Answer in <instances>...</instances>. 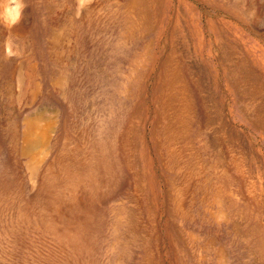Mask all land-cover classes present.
<instances>
[{
  "label": "rangeland",
  "instance_id": "rangeland-1",
  "mask_svg": "<svg viewBox=\"0 0 264 264\" xmlns=\"http://www.w3.org/2000/svg\"><path fill=\"white\" fill-rule=\"evenodd\" d=\"M131 1L18 0L15 19V0H0V264H264L259 134L231 106L253 153L239 149L241 140L230 147L242 182L227 165L229 186L220 194L215 158L208 164L198 142L190 147L176 132L169 142L161 123L164 102L173 91L183 93L187 80L203 81L196 98L208 96L212 116L226 106L217 42L264 63V0L240 7L229 0H152L146 15L128 10ZM188 65L197 67L193 74ZM177 73L182 81L172 88L167 80ZM37 116L51 130L34 175L23 149L27 119ZM210 129L215 139L217 124Z\"/></svg>",
  "mask_w": 264,
  "mask_h": 264
},
{
  "label": "bare ground",
  "instance_id": "bare-ground-1",
  "mask_svg": "<svg viewBox=\"0 0 264 264\" xmlns=\"http://www.w3.org/2000/svg\"><path fill=\"white\" fill-rule=\"evenodd\" d=\"M67 0H64V2ZM75 1V0H74ZM82 1V0H81ZM88 1V0H87ZM105 1V0H104ZM152 0H133L129 3V8L128 10L135 9V8H139L140 11L142 10L144 12V15H146V12L148 10V5L151 4ZM160 1V0H159ZM202 1V0H200ZM230 2L234 3V6H243L245 4V0H229ZM16 2V6L19 3L18 0H15ZM63 2V1H62ZM86 2V1H84ZM99 2V1H98ZM111 2V1H110ZM153 2V1H152ZM162 2V0H161ZM213 2V1H212ZM257 2V1H256ZM74 3V2H72ZM78 3V2H77ZM83 3V2H82ZM90 4V2H87ZM97 3V1H96ZM67 4V3H66ZM69 4V3H68ZM85 4V3H83ZM98 4V3H97ZM96 4V5H97ZM103 4V3H102ZM260 4V2H259ZM79 6V4H77ZM81 5V4H80ZM88 5V4H87ZM92 5V4H91ZM255 5V4H254ZM71 6V5H70ZM76 6V5H75ZM90 6V5H89ZM98 6V5H97ZM100 6V5H99ZM147 6V7H146ZM153 6V5H152ZM231 6V5H230ZM234 6H232V8H234ZM63 7V5H62ZM93 7V6H92ZM123 7V6H122ZM162 7V6H161ZM80 10H84L87 8L86 4L82 5ZM79 8H76L77 10H79ZM97 8V7H96ZM245 8V7H244ZM243 8V9H244ZM247 8V7H246ZM249 8V5H248ZM5 9V8H4ZM93 9V8H92ZM90 9V11L92 10ZM159 9V8H158ZM162 9V8H161ZM254 9V8H253ZM120 10V9H119ZM126 10V8H125ZM233 10V9H232ZM73 12V11H72ZM78 12V11H77ZM123 12V11H122ZM137 12V11H136ZM76 13V12H75ZM82 13V12H81ZM253 13V12H252ZM4 14V13H3ZM78 14V13H77ZM178 14V13H177ZM244 14V13H243ZM261 14V13H260ZM73 15H75L73 13ZM254 15V14H253ZM252 15V16H253ZM7 16V15H6ZM9 16V14H8ZM11 16V15H10ZM72 16V14H71ZM81 16V15H80ZM149 16V15H147ZM158 16V15H157ZM182 17V15H181ZM191 17V16H190ZM235 17V16H234ZM255 17V15H254ZM1 18V17H0ZM63 18V16L61 17ZM243 18V17H242ZM251 18V17H249ZM71 19V18H69ZM76 19V18H75ZM74 19V21H75ZM85 19V18H84ZM183 19V18H182ZM67 20V19H66ZM179 19H177L178 21ZM238 20V19H237ZM250 20V19H249ZM71 22V20H69ZM127 21V20H126ZM144 21V20H143ZM146 21V20H145ZM190 21V20H189ZM7 22H8V18H7ZM194 23V22H193ZM211 25L209 26L210 28H214L212 26V22H210ZM195 24V23H194ZM189 25V24H188ZM250 25V23H249ZM187 26V25H186ZM196 27V26H195ZM251 27V26H250ZM75 28V27H74ZM188 28V27H187ZM222 28V27H221ZM224 28V27H223ZM6 29V28H5ZM14 30V29H13ZM147 30V29H146ZM185 30V29H184ZM183 30V31H184ZM9 31V30H8ZM67 31V30H66ZM187 31V30H186ZM195 29H189L187 31V33H194ZM224 31V30H223ZM63 32V31H62ZM68 32V31H67ZM69 33V32H68ZM71 33V32H70ZM197 33V32H196ZM65 34V33H64ZM183 34V33H182ZM199 34V33H198ZM226 34V33H224ZM60 35V34H59ZM74 35V34H72ZM192 35V34H191ZM190 35V36H191ZM264 35V34H263ZM184 36V35H183ZM198 37V35H196ZM14 37V36H13ZM221 37V36H220ZM10 39V38H9ZM223 39V38H222ZM59 40V39H58ZM56 41V39H55ZM216 43V41L214 42ZM238 44V43H237ZM244 44V43H243ZM197 45V44H195ZM217 52L220 53V56L218 55V63L220 65V80L223 83L224 86V90L228 92V97H227V103L226 106L223 104L222 107L217 106L216 110H215V115L212 116V111L209 109L208 104H207V97L208 96H203V95H199L198 98H200L201 100L196 98V91L197 92H202V89H205V86L202 84L203 81H199V80H187V82L184 84H182V92H172L168 99L164 102L163 105V112H166V120L162 121L161 123H163V132H164V137L166 140H168L169 142L174 141V138H177V135H181L183 140L186 141L188 144V146H194V143L198 142V145L196 146L197 148H199L200 153L205 155V160L206 162L209 164V162L212 160V158H215V164L214 167L216 170V178H217V182L220 184L219 186V192L220 194H222L221 192H225L224 187H225V183L228 181V179L230 178L229 173L226 170V166L227 165H233V169L239 173V177H237V181L238 182H242L241 179V170L240 168L237 166L236 164V155H233L231 149L237 145V141L241 140V144H240V148L239 149H243V147L246 149L248 147H250L251 145V140H249L250 138L245 134L242 133L240 130H238L235 125L232 122V113H233V105H236V107L239 109V116L241 117L243 123L246 125L245 127L249 128V130H252L253 132L259 134L260 139H261V145L264 147V78H263V73L264 70H262L264 68V63H261L260 61L257 62V60H253L251 57H248V55L244 52V51H239L238 48L236 46H234L231 42L226 41L225 39L222 42H217ZM215 45V46H216ZM219 45H224V47L219 46ZM245 45V44H244ZM9 46V45H8ZM243 46V45H241ZM222 47V48H221ZM177 48V47H176ZM257 48V47H256ZM251 50V49H250ZM176 51V50H175ZM252 51V50H251ZM195 50H193L192 53H194ZM225 52V53H224ZM218 53V54H219ZM240 54V57L235 58L234 55L235 54ZM188 54V53H187ZM197 54V53H194ZM184 55V54H183ZM260 55V54H259ZM187 56V55H186ZM264 57V56H263ZM172 58V57H171ZM178 59V58H177ZM169 60V59H168ZM238 60V61H236ZM166 61V60H165ZM182 61V60H181ZM187 61V60H186ZM167 62V61H166ZM190 62V61H189ZM27 63V62H26ZM183 63V62H182ZM179 64V62L177 63V65ZM193 64V63H192ZM196 65V62L194 63ZM139 65V64H138ZM176 65V66H177ZM23 66V65H22ZM166 66V65H165ZM169 66V65H168ZM175 67V66H174ZM201 67V66H200ZM217 67V66H216ZM168 68V67H167ZM189 73L193 74L197 67L194 65H188L187 66ZM202 68V67H201ZM218 68V67H217ZM179 69V68H177ZM203 71H205V68L203 67ZM219 69V68H218ZM187 70V71H188ZM200 70V69H199ZM27 71V70H26ZM171 71V70H170ZM198 71V70H197ZM175 72V71H174ZM181 72V71H180ZM209 73V69L207 71ZM176 73V72H175ZM179 73V72H178ZM177 74H173L171 75L172 78L171 80H167L170 81V86L172 88L175 87V85H177L176 83H180V81H182L180 75ZM23 74V73H22ZM27 74V73H26ZM19 75V74H18ZM28 75V74H27ZM215 75V74H214ZM218 75V73H217ZM22 77V76H21ZM20 77V78H21ZM30 77V76H28ZM165 77V76H164ZM198 77V76H197ZM215 77V76H214ZM219 77V76H218ZM27 79V78H26ZM29 79V78H28ZM197 79V78H196ZM199 79V78H198ZM217 79V78H216ZM63 80V79H62ZM65 80V78H64ZM184 80V79H183ZM225 80V81H224ZM24 81V80H23ZM22 81V83H23ZM31 81V80H30ZM66 81V80H65ZM20 82V81H19ZM213 82V81H212ZM220 82V83H221ZM215 83V84H214ZM213 86H215L217 83L214 82ZM27 84V83H26ZM212 85V83H211ZM218 85V84H217ZM216 85V86H217ZM31 86V85H30ZM66 86V85H65ZM169 86V87H170ZM219 86V85H218ZM220 87V86H219ZM217 87V88H219ZM244 87V89H242ZM28 88V85L27 87ZM179 88V87H178ZM180 88V89H181ZM222 88V86H221ZM21 90V89H20ZM25 90V87H24ZM27 90V89H26ZM65 90V89H64ZM175 90V89H174ZM179 90V89H178ZM60 91V90H59ZM162 91V90H161ZM27 92V91H26ZM36 92H34L35 94ZM169 93V91H168ZM25 95V93H23L22 97ZM30 95V94H29ZM33 95V94H32ZM21 96V95H20ZM165 96V95H164ZM167 96V95H166ZM223 96V95H222ZM25 97V96H24ZM35 97V95H34ZM33 97V98H34ZM221 97V94H220ZM161 98V97H160ZM159 98V99H160ZM213 100V97H211ZM222 98V97H221ZM220 98V99H221ZM224 98V97H223ZM33 100V99H31ZM165 100V98H164ZM218 100V99H217ZM225 100V99H224ZM261 100V101H259ZM252 101H256L257 106L254 105L250 106L251 104L253 105ZM218 102V101H217ZM222 102V101H221ZM211 104V103H210ZM162 105V104H161ZM222 105V104H221ZM232 106V107H231ZM232 108V109H231ZM237 111V110H236ZM162 113V111H161ZM159 115V114H158ZM161 115V114H160ZM36 116V115H35ZM163 116V115H161ZM159 116L158 119L161 117ZM37 117H31L28 118L27 120V127H26V131H25V137H24V154L29 156V161H28V166L32 172V174H36L38 172L39 169V164L43 162V160H45L44 158L46 157L47 151L49 150V146H48V142H49V131L51 130V127L49 126V124H41L39 121H37ZM26 120V119H25ZM157 120V119H156ZM159 122V121H158ZM46 123V122H45ZM159 124V123H158ZM213 124H217V134H216V138L217 142H214V138L208 133V130L211 128V126ZM52 125V124H51ZM158 127V125H157ZM156 127V128H157ZM160 127V126H159ZM155 129V128H154ZM211 130V129H210ZM156 131V129L154 130ZM161 131V129H160ZM175 132L178 133L177 135H175ZM155 134V133H154ZM163 134V133H162ZM158 137V136H157ZM156 137V138H157ZM163 137V136H162ZM161 137V138H162ZM160 138V137H159ZM181 138V137H180ZM181 138V139H182ZM155 139V137H154ZM165 139L163 142H165ZM181 140V141H183ZM223 144L227 147L228 152L230 153V157L231 160L230 161H226L225 156H224V150L222 148V142ZM161 141V140H160ZM159 141V142H160ZM179 141V140H178ZM176 141V142H178ZM162 142V141H161ZM168 142V143H169ZM214 142V143H212ZM240 142V141H239ZM172 143V142H171ZM165 144V143H164ZM163 144V145H164ZM179 145V144H177ZM184 145V143H183ZM182 145V146H183ZM185 145V146H186ZM166 147L167 143L165 144ZM181 146V145H180ZM238 146V145H237ZM159 147V146H158ZM178 147V146H177ZM187 147V146H186ZM185 147V148H186ZM236 147V146H235ZM234 147V148H235ZM181 148V147H179ZM233 148V149H234ZM250 147V151H251ZM262 148V147H261ZM159 149V148H158ZM183 149V148H181ZM254 149V148H253ZM160 150V149H159ZM192 150V148L190 149ZM211 150H215L216 151V155L215 157H212V153ZM244 150V149H243ZM255 150V149H254ZM189 151V150H188ZM194 151L192 152V154H194ZM257 151V150H255ZM159 152V151H158ZM190 152V151H189ZM198 151H196L197 153ZM237 152V151H236ZM252 152V151H251ZM178 153V152H177ZM184 153V152H182ZM186 153V152H185ZM188 153V152H187ZM199 153V154H200ZM228 153V154H229ZM234 153V152H233ZM241 153V152H240ZM253 153V152H252ZM164 154V151H163ZM167 154V153H166ZM170 154V153H169ZM200 154V155H201ZM227 154V155H228ZM196 155V154H195ZM250 155V154H248ZM165 156V155H163ZM167 156V155H166ZM172 156H174V154L172 153ZM185 156V155H184ZM183 156V157H184ZM247 156V155H246ZM178 157V156H177ZM194 157V156H193ZM203 157V156H202ZM229 157V158H230ZM241 157V156H240ZM248 157V156H247ZM252 157V156H250ZM257 157V156H256ZM176 158V157H174ZM189 158L188 156H186V159ZM192 159V157H190ZM196 158V157H194ZM199 158V157H197ZM196 158V160H197ZM164 159V158H163ZM200 159V158H199ZM238 159V158H237ZM258 159V158H257ZM260 159V158H259ZM166 160V159H165ZM184 160V159H183ZM190 161V159H188ZM193 160V159H192ZM214 160V159H213ZM245 160V159H244ZM187 161V160H185ZM202 160H200L201 162ZM238 161V160H237ZM241 161V160H240ZM247 161V160H246ZM257 161V160H256ZM260 161V160H259ZM167 162V161H166ZM176 162V161H175ZM174 162V163H175ZM194 162V161H193ZM191 162V163H193ZM199 162V163H200ZM205 161H203V163H206ZM242 162V161H241ZM261 162V161H260ZM174 163H171V165H173ZM195 163V162H194ZM193 163V164H194ZM252 163V162H251ZM262 163V162H261ZM188 164V162H187ZM197 165V163H195ZM201 164V163H200ZM207 164V165H208ZM213 164V163H212ZM259 164V163H258ZM170 167L174 168V165ZM211 165V163H210ZM209 165V166H210ZM247 165V164H246ZM250 165V163H249ZM230 166V167H231ZM242 166V164L240 165ZM245 166V165H244ZM192 167V166H191ZM250 167V166H248ZM262 167V166H260ZM170 168V169H171ZM195 168V167H194ZM247 168V167H246ZM251 168V167H250ZM176 169V168H175ZM206 169L208 170V168L206 167ZM212 169V168H211ZM231 169V168H230ZM259 169V168H258ZM192 170V169H191ZM194 170V169H193ZM248 170V169H247ZM174 171V170H173ZM206 171V170H205ZM197 172V171H196ZM195 172V173H196ZM200 172V171H199ZM215 172V171H214ZM248 172V171H247ZM257 172V171H256ZM261 172H264V167L261 169ZM204 173H207L204 172ZM232 173V171H231ZM252 173V172H251ZM250 173V174H251ZM197 174V173H196ZM212 174V173H211ZM247 174V173H246ZM249 174V175H250ZM199 175V174H197ZM254 175V174H252ZM251 175V176H252ZM204 176V175H203ZM212 176V175H211ZM235 176V175H234ZM261 176V174L259 175V177ZM263 176V175H262ZM207 176H205L206 178ZM210 177V176H209ZM214 177V176H213ZM264 177V176H263ZM200 178V177H198ZM204 178V179H205ZM233 178V177H231ZM195 179V177H194ZM203 179V180H204ZM207 179V178H206ZM239 179V180H238ZM258 179V178H257ZM203 180H200L202 182H204ZM211 180V177H210ZM230 180V179H229ZM249 180V179H248ZM213 181V180H212ZM235 181V178L234 180ZM251 181V180H250ZM253 181V180H252ZM262 181V180H261ZM208 182V181H207ZM229 182V181H228ZM245 182V181H244ZM247 182V181H246ZM264 184V180L262 181ZM234 183V182H233ZM200 184V183H199ZM250 184V183H248ZM202 185V184H201ZM207 185V184H206ZM226 185H228L226 183ZM208 186V185H207ZM206 186V187H207ZM229 186V185H228ZM254 186V185H253ZM139 187V186H138ZM196 187V186H195ZM199 187V186H198ZM197 187V188H198ZM201 187V186H200ZM217 187V186H215ZM255 187V186H254ZM140 188V187H139ZM176 188V187H175ZM205 188V187H204ZM218 188V187H217ZM259 188V187H258ZM257 188V189H258ZM142 189V187H141ZM212 189V188H211ZM229 189V188H228ZM236 189V188H235ZM234 189V190H235ZM203 192V189L201 187L200 189ZM210 190V189H209ZM217 190V189H216ZM227 190V189H226ZM246 190V188H245ZM213 192V191H211ZM237 192H242L243 193V189H238ZM247 193H251V190L248 188L247 189ZM66 194V193H65ZM227 194V193H226ZM170 195V194H169ZM225 195V193H224ZM235 195V194H234ZM243 195V194H242ZM221 196V195H220ZM219 196V198H220ZM231 196V195H230ZM215 197V196H214ZM228 197V196H227ZM240 197V196H239ZM243 197V196H242ZM221 198H224L223 196ZM173 199V198H172ZM229 199V198H227ZM226 199V200H227ZM244 199V198H243ZM221 200V199H220ZM223 200V199H222ZM225 200V201H226ZM230 200V199H229ZM235 201V200H233ZM220 203V202H219ZM224 203V202H223ZM226 203V202H225ZM232 203V202H231ZM228 204V203H227ZM221 206V205H220ZM123 207V206H122ZM126 208V207H123ZM222 212V211H221ZM245 212V210H244ZM243 213V212H242ZM241 213V214H242ZM244 215V214H243ZM245 216V215H244ZM123 223V220H122ZM124 224V223H123Z\"/></svg>",
  "mask_w": 264,
  "mask_h": 264
},
{
  "label": "clouds",
  "instance_id": "clouds-1",
  "mask_svg": "<svg viewBox=\"0 0 264 264\" xmlns=\"http://www.w3.org/2000/svg\"><path fill=\"white\" fill-rule=\"evenodd\" d=\"M22 7H23L22 4H19V3L17 4L16 9L14 10L15 13H16L15 19H18L19 18L20 11H21Z\"/></svg>",
  "mask_w": 264,
  "mask_h": 264
}]
</instances>
